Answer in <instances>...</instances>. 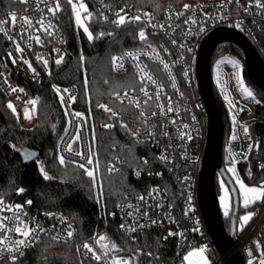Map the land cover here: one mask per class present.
Here are the masks:
<instances>
[{"label": "built area", "instance_id": "1", "mask_svg": "<svg viewBox=\"0 0 264 264\" xmlns=\"http://www.w3.org/2000/svg\"><path fill=\"white\" fill-rule=\"evenodd\" d=\"M60 2L62 8L64 0H60ZM261 2L264 3V0H261ZM52 3L53 0H48V4ZM83 3L86 5L88 12L91 14L93 10H96L98 14L103 12L110 22L117 19L115 13L121 8L125 9L127 16H142V20L139 23L142 25L141 30L145 31L147 36L144 45L129 48L115 54L114 57H123V60L118 61L115 66L112 63L113 69L117 73H124L130 67L135 72L139 82L138 86L128 87L120 91L119 95L122 98V102L118 99L120 103L131 107V109L116 110L112 106L105 104L116 111L118 116L109 119L110 114L105 112L108 118L102 120L100 125L122 122L128 125L130 135L131 132L139 130L140 135L134 138L151 144L156 150V155L161 165L159 168H154L152 164L143 165L142 161L141 164L132 168L133 175L136 178H142L147 174L153 178L163 179L165 174H168V176L170 174L171 177L177 178L181 188V192L170 193L162 181V183H152L144 190H127L114 212L118 220V230L132 239L137 238L144 231L160 230L164 233V237H175L179 242L187 246H203L208 256L209 264H227L226 257L215 246L199 203V180L208 142L209 116L198 86L197 59L203 39L214 29L227 26L243 32L251 40L264 60V10L256 8L254 0H240L239 5L234 0L232 4H226L224 8L216 7L220 0H195L180 5H169L162 13L136 6L125 0H103V4L101 0H83ZM184 4L192 5L195 11H186L183 17L176 19L175 14L179 11H184ZM103 5H110V7L105 8ZM200 5H203V7H199ZM36 7L37 0H29L28 4L13 3V0H0V20L9 21L5 27L14 37V40L10 41L7 36L0 33V73L3 74L0 75V89L6 96L7 104L11 102L16 109L13 113L20 128L31 130L36 127L39 121V96L30 94L31 86L33 84H41L46 78L49 79L55 91L56 89L60 90L56 92L60 100L63 97L62 104L67 114V123L57 141L58 159L60 156H64L65 162L75 160L78 163H83L84 161L80 157H76L66 151V147L70 143L73 144L74 152H87L88 147L92 145L85 115L73 107L74 101L70 99L71 96H76L77 87L74 85H58L50 76V63L56 61L61 55L64 57L69 49V37L58 21L59 13L53 17L48 13L44 3L39 4V8L44 9L43 13L36 11ZM244 7H249V11L245 12L243 10ZM9 11H15L18 18L24 15L31 17L33 21L32 28L28 29L25 26V30L21 31L20 23L22 21L18 22L15 28H12L11 21L7 15ZM81 13H85V16L89 17L83 10ZM125 13L121 14L124 15ZM144 13H150V19L149 17H144ZM188 16H191L197 22L193 24L189 21V23L184 24L183 20ZM41 17H43L44 25L36 23ZM49 22L52 25L48 29L52 33L50 36L46 35L44 30V26L48 25ZM161 24L165 26L164 30L159 27ZM177 24L180 27L172 32L169 25L175 27ZM237 24L240 26H237ZM153 25L156 27H153ZM201 28H203V31H200ZM165 31L171 33V35H165ZM185 33L189 34L185 35ZM36 36H40V43L36 42L34 38ZM172 38L177 41L175 45L171 43ZM17 43L23 49L22 52L16 51L15 45ZM181 44L184 47H180L179 45ZM164 49H167V51H164ZM127 53H132V56L126 55ZM38 55L43 57V59L38 60ZM13 59L16 60L15 64L12 62ZM23 60H27L31 64V68ZM44 60H47V65L44 64ZM120 63H123V68L118 67ZM138 64L141 67L146 66L153 79L163 85V90L158 100L155 98L158 90L157 85L152 84L146 77L142 80L143 74L136 67ZM164 64L169 65L167 70L164 69ZM32 69H35V72ZM169 73L171 74L170 76ZM173 83L176 85L175 88L172 87ZM12 87L23 89V91L13 92L11 91ZM141 87H144L153 98L149 99V97L145 96L140 91ZM65 89L68 91L65 92ZM125 93H127V96H125ZM253 93V98L247 99V103L242 106L238 114L239 120L248 124L250 133L246 155L241 159H245L248 170H251L254 166L258 169L256 183L261 184L264 182V169L260 167V165L264 164V100L260 96L258 88L253 90ZM169 97L172 98L174 111L166 116H161L159 114L160 108L157 105H163L166 110ZM130 98L133 103H129ZM31 101H36V103L32 104L30 103ZM145 101H147V104H145ZM137 102L140 105L139 107L136 106ZM223 102L226 104L224 99ZM175 109L179 111L177 112ZM25 110L30 115V119L26 118ZM141 111L145 112V116L137 119ZM77 112L81 113L82 116L76 117L74 114ZM152 112H156L157 115L153 117L151 115ZM193 116L195 120L192 119ZM173 119L176 120L175 124L171 123ZM145 120H147V123H145ZM161 124L166 125V128H162ZM185 124L188 125V128L183 127ZM78 130L81 140L73 143ZM149 130L155 133L154 138L148 137L147 132ZM164 132H167L168 135L165 136ZM182 132L185 133L183 139L180 136ZM189 134L192 136L191 140L187 139ZM250 145H253L251 151H249ZM161 155L169 157V160H161ZM95 160H98L97 156L94 158V165L89 167L95 166ZM124 162L125 158L123 156L115 155L113 159L107 162L106 167L108 168V166L114 164L121 171ZM137 171L140 172L139 176L136 175ZM157 173L160 175H157ZM100 176L101 168L99 163L97 180L101 179ZM166 181L164 180V182ZM153 190L159 191L157 193ZM149 193H152V195H149ZM139 196H144L145 200L139 201L137 199ZM2 199L6 205L23 206L22 213H26V215H22V219L29 227L39 224L43 229H46V231L38 232V239L29 238L32 242L30 248L20 246L24 255L41 238L53 239L54 236H58L59 238L55 239L56 241L75 243L79 256L87 264H97L98 261L92 259V253H88L83 248L84 243H88L96 255L102 256L103 254L108 264H113V259H123L128 261V264H132L129 255L121 252L119 247L113 249L104 243L98 244L91 240L79 239L77 223L64 211L57 208L40 209L31 199L21 198L18 192ZM179 200H181V205L178 204ZM28 201L32 203L28 204ZM158 203L162 205L159 208L155 207ZM129 204L138 205L140 211L137 212L135 207L129 208ZM253 209L255 215L243 228H239L237 223L235 231V234L236 232L237 234L236 236L234 235L235 243L245 260L247 258H257L264 253V200L259 201ZM145 211L148 212V217L141 216V213ZM14 212V207L11 210L0 211V218L4 216L11 217ZM129 212L132 213L131 216L128 215ZM49 213L52 215H48ZM151 220H157L158 223L151 224ZM137 222L145 224L147 227L143 229L137 228L136 232L127 230L128 226L136 227ZM122 223L126 225L125 229L120 228ZM68 225H71V229H68ZM9 226L11 227L12 225L9 224ZM68 230L73 231L71 238L67 237ZM169 232L177 233V235L169 236ZM180 233L183 235H179ZM7 235L9 240L5 241V243L8 247L14 248L16 240L24 239L23 236L15 232H9ZM0 239H3L2 233H0ZM2 248L3 245H0V249ZM14 254L18 258L24 256L19 255V253ZM5 257L10 260L6 252ZM51 264L69 263L57 261Z\"/></svg>", "mask_w": 264, "mask_h": 264}, {"label": "trees", "instance_id": "2", "mask_svg": "<svg viewBox=\"0 0 264 264\" xmlns=\"http://www.w3.org/2000/svg\"><path fill=\"white\" fill-rule=\"evenodd\" d=\"M125 1L162 13L169 5H180L195 0ZM58 21L69 37V49L61 64L57 65L56 61L50 63V76L58 85L77 87L73 107L84 113L92 144L93 132L95 134L94 149L101 168L103 196L98 202L97 197L101 190L98 186L92 189L90 179L83 174L82 169L77 168L76 164L59 163L57 141L67 123V114L52 83L46 78L41 84L31 86L30 94L39 96V121L31 130L20 128L13 111L7 107L5 94L0 89V198H7L18 192L21 198L31 199L40 209H60L77 223L79 239L93 242L107 240V245L115 244L121 252L129 255L132 264H181L183 257L192 247L179 242L175 237L165 239L164 233L160 230L144 231L137 238L132 239L118 230V220L114 215L118 203L127 190H144L152 183L163 181L170 193L181 192L179 181L170 174L169 176L165 174L163 179L153 178L147 174L142 178H136L132 168L141 164L144 158L154 168L160 167L161 162L157 158L155 148L149 143L136 140L130 135V131L121 127L118 122L112 129L100 125V122L108 117L97 107L98 104H107L116 110L131 109L120 103L116 95L128 87L138 86L139 82L131 67L124 73L115 72L112 59L115 54L126 49L144 45V41L139 39L142 25L139 22H129L117 26L110 21H104L96 10H93L91 18L86 19L85 26L93 34V39L89 40L83 29L77 26L71 6L66 0L62 4ZM101 32L105 35L97 38ZM228 53L237 55L241 59L243 72L248 79L245 53L241 47L231 41H223L216 46L212 54V64ZM248 81L252 84L249 79ZM212 84L223 113L225 157L229 156L226 150L227 130L230 127L228 109L213 79ZM258 89L264 100V91ZM25 149L36 152V156L29 162L25 161ZM115 155L123 156L125 162L121 171L109 173L106 165ZM41 169L44 171L42 172ZM45 173L48 177V174H51L66 183L45 179ZM237 173L251 184L257 181L258 169L254 166L248 170L245 161L238 162ZM219 175V171H216V193ZM20 189L23 191H19ZM258 203L247 208L253 209ZM178 204L181 205V200ZM244 209L245 206H240L237 223ZM232 210L233 207L227 216L222 215L228 231ZM57 261L87 264L79 256L75 243L60 242L46 237L41 238L27 254L18 258L16 264H51ZM0 264H11V261L5 259L0 261ZM97 264H108L103 254Z\"/></svg>", "mask_w": 264, "mask_h": 264}, {"label": "snow or ice", "instance_id": "3", "mask_svg": "<svg viewBox=\"0 0 264 264\" xmlns=\"http://www.w3.org/2000/svg\"><path fill=\"white\" fill-rule=\"evenodd\" d=\"M233 2H234V0H220V3L218 5H216V7L224 8L226 6V4H232ZM13 3L28 4L29 0H13ZM40 3H44L45 4V6L47 7L48 13H50L53 17H55L57 15V13H59L62 10L60 0H53L52 4H48V0H37V7H36L35 10L39 11L41 13H43L44 9L39 8V4ZM66 3L71 6L72 12H73V14L75 16V22H76L77 26H79V27H81L83 29L84 33L87 34L89 40H92L93 39L92 32L89 31L88 27L84 26V24L82 22V19H81V11L82 10L84 12H86L89 17H91V15H92L90 12H88L86 5L83 3V0H66ZM101 3L103 4V0H101ZM235 3L237 5H239L240 4V0H235ZM103 6L105 8H109L110 7V5H103ZM249 6H251V5H249ZM254 6L256 8H258V9L264 10V3H262L261 0H254ZM199 7L202 8L203 5H200ZM183 10L184 11H179V12H177L175 14L176 15V19H179L180 17H183L186 11H189V10L195 11V8L192 5L184 4L183 5ZM243 10L245 12H248L249 11V7H244ZM25 11H27V9H25ZM121 13H125V9L124 8H121L118 12L115 13L117 19L111 21L113 24H115L117 26H121V25H123L125 23H129V22L130 23H136V22H141V20H142V16L141 15L127 16L126 13L124 15H122ZM7 15H8V17H9V19L11 21V27L12 28H15L16 24L18 22H21V21H22V23H20L21 31L25 30V26H27L28 29L32 28V26H33L32 18L27 16V15H24V16H21V17L18 18V16H17L15 11H9ZM99 15L104 21H108V17L106 15H104L103 12H100ZM143 16L144 17H149V19H150L151 14L150 13H144ZM189 21H191V23H193V24H195L197 22L196 20L192 19L191 16H188V17H186L183 20V23L187 24V23H189ZM8 23H9L8 20H0V33H3L5 36H7V38L10 41H13L14 37L9 33L8 29L5 27V25H7ZM36 23L44 25L43 17H41V19L37 20ZM237 26H240V25L237 24ZM51 27H52L51 22H49L48 25L44 26V30H45V34L46 35H49V36L52 35V33L50 31H48V29L51 28ZM153 27H156V26L153 25ZM159 27L161 28V30H164L165 26L163 24H161V25H159ZM179 27H180V25H178V24L175 27H172V25H169V28L172 29V32H174L176 30V28H179ZM200 31H203V28H201ZM187 34H189V33H185V35H187ZM104 35H105V33L101 32V33L98 34L97 38L102 37ZM108 35H111V33H108ZM165 35L170 36L171 33L165 31ZM34 38H35L37 43L41 42L40 36H36ZM139 39L141 41H146L147 40V36H146L145 31L141 30L139 32ZM171 43L175 45L177 43L176 39L172 38L171 39ZM179 46L180 47H184L183 44H181ZM15 47H16V51L17 52H22L23 51V49L21 48V46L18 43L15 45ZM161 47H163V46H161ZM56 51H59V50H56ZM153 51H155V50H153ZM164 51H167V49H164ZM126 55L132 56V53H127ZM133 58H135V57H133ZM37 59L40 60V59H43V57L38 55ZM122 60H123V57H113L112 63L115 66V65H117L118 61H122ZM62 61H63V55H61L56 60V64L59 65V64L62 63ZM12 62L15 64L16 60L13 59ZM23 62L25 64H28L29 68H31V64L27 60H23ZM229 62L232 64L233 67H237L238 66L235 61H229ZM47 63H48L47 60H44V64L47 65ZM163 66H164V69H166V70L169 68L168 64H164ZM118 67L123 68V63H120L118 65ZM136 67L138 68L139 72L143 74L142 75V80L146 77V79L148 81H150L152 84H156L157 85V89L158 90L156 92L155 98L158 100L160 98L161 92L163 90V85L159 84L157 80L153 79L152 75L147 71V67L146 66L141 67L138 64V65H136ZM32 71L35 72V69H32ZM0 75H3V74L0 73ZM170 75L171 74L169 73V76ZM185 75H187V73H185ZM85 83H87V81H85ZM240 84H241V88H242V91L244 92V94L247 97L253 98V93L248 88L243 87V82L242 81H240ZM172 87L173 88L176 87L175 83L172 84ZM11 91H13V92L23 91V89H17L15 87H12ZM56 91L59 92L60 90L56 89ZM64 91L67 92L68 90L65 89ZM140 91H142L145 96L149 97V99L153 98L152 96L149 95L148 91L144 87H141ZM125 96H127V93H125ZM70 99L72 101H75L76 97L75 96H71ZM116 99H119L122 102V98L120 97V95L118 93L116 95ZM225 99H227V96L225 97ZM61 102L63 103V97H61ZM30 103L35 104L36 101H31ZM129 103H133V100L131 98L129 99ZM145 104H147V101H145ZM136 106L137 107L140 106L138 102L136 103ZM157 106L160 108V113L159 114L161 116H166L168 113H172L174 111L173 101H172L171 97H169L168 100H167V108H166V110H165L163 105H157ZM7 107L9 109H11L13 112L16 111V109L14 108V106H13V104L11 102L8 103ZM97 107L100 108V109H103L104 112L109 113L110 114L109 115V119H112V118L118 116V113L116 111H114L112 108H110L109 106H107L105 104H102V103L98 104ZM175 111L178 112L179 110L175 109ZM25 112H26V118L30 119L31 117H30V115L27 114V110H25ZM74 115L76 117L82 116V114L79 113V112L75 113ZM151 115L153 117H155L157 115V113L156 112H152ZM144 116H145V112L141 111L139 113V116L137 117V119H140L141 117H144ZM192 119L195 120V117L193 116ZM233 120L235 121V117H233ZM145 123H147V120H145ZM171 123L175 124L176 120L173 119L171 121ZM115 126L116 125L114 123H105L103 125V127L107 128V129H112ZM120 126L123 127L125 130H129L128 129V125L125 124V123L121 122ZM161 127L162 128H166V125L161 124ZM183 127L184 128H188V125L185 124V125H183ZM245 131L247 132V129H245ZM163 134L165 136L168 135L167 132H164ZM131 135L133 137H138L140 135L139 130L131 132ZM147 135L150 138H154L155 133L153 131L149 130L147 132ZM180 136L183 139L185 137V133H183V132L180 133ZM235 138H236L235 136L232 137V139H235ZM187 139L191 140L192 136L190 134L187 135ZM79 140H81V135H80V132L78 130L77 134H76V136H75V138L73 140V143H75L76 141H79ZM92 140H93V144L88 147L87 152H81V151H75L74 152L73 151V144H71V143L67 145L66 151L69 152V153H72L76 157H80V159L84 161L83 163H78L75 160H70L69 163L76 164L78 169H82L83 170V174L86 175L90 179L92 189H95L98 186V183H99L98 180H97V173L99 171V161L95 160V166L94 167H89V166L94 165V158L97 156V153H96V151L94 149V144H95V134H94V132H93ZM139 142H142V141H139ZM252 147H253V145L249 146V151L252 150ZM245 158H247V156H245ZM160 159L163 160V161H168L169 157L161 155ZM59 163L61 165L65 164V157L64 156H60L59 157ZM148 164H149V161L147 159L143 160V165L146 166ZM260 167L262 169H264V164L260 165ZM41 171L43 172L44 170L41 169ZM107 171L109 173H118L119 169L116 168V166L114 164H112V165L108 166ZM229 171H234V169L230 168ZM136 175L139 176L140 172L137 171ZM157 175H160V174L157 173ZM249 175H251V174L249 173ZM45 179H50V177H48L46 173H45ZM237 179H238V182L240 183V187H241L242 193L244 195V206H245V208H247L250 204H253V203H255L258 200H264V182H262L259 186L247 187L243 182L239 181V178H237ZM100 187H101V191H100V193L98 194V197H97L98 202H99V198L103 196L102 185H100ZM19 191L22 192L23 189H20ZM153 191L158 193L159 190H153ZM249 194H252V198L249 197ZM149 195H152V193H149ZM137 199L139 201H144L145 197L144 196H139V197H137ZM221 199L223 200L224 198L222 197ZM27 203L31 204L32 202L28 201ZM161 206L162 205H160L159 203L155 205V207H157V208H159ZM12 207L15 208V212H14L13 216H11V217L4 216V217L0 218V233L3 234V239H0V245H3V248L0 249V261H4L6 259V257H5V252H6V253H8V258L10 259L11 264H16V262L18 260V256L16 254H14V253H19V255H24V252L21 250L20 246H23L25 248H30L32 246V242H31V240L29 238L38 239V232L46 231V229H43L39 224H36L34 227H29V225L22 219V215H26V213H22L23 206L22 205H14V206L6 205L4 200L2 198H0V211L11 210ZM128 207L129 208L135 207V210L137 212L140 211L138 205L137 206H133V205L129 204ZM48 215H52V214L49 213ZM128 215L131 216L132 213L129 212ZM225 215L226 216L228 215L227 208L225 210ZM254 215H255L254 212H249V213L241 216L239 218L242 221L241 228H243V226L245 224H247L248 221L251 220ZM141 216L142 217H148V212L145 211V212L141 213ZM150 222H151V224H157L158 223L157 220H151ZM9 224H11L12 226L10 227ZM145 227H147V225L139 224L137 222L136 227L128 226L127 230L131 231V232H136L137 228L143 229ZM120 228L121 229H125L126 225L122 223L120 225ZM68 229H71V225H68ZM9 232H15L16 234L24 237V239H19V240H16L14 242V244H15L14 248L13 247H8V245L5 243V241L9 240V237L7 235V233H9ZM168 235L169 236H173V235H177V233L169 232ZM179 235H183V234L180 233ZM72 236H73V231L72 230H68L67 231V237L71 238ZM58 238H59L58 236H54L53 237L54 240L58 239ZM101 239H105V237H101ZM165 239H167V237H165ZM111 247L113 249H115L117 246L115 244H112ZM83 248L86 249L88 253H92V257H91L92 259H94L96 261H99L101 259V256L96 255L95 251L93 250V248L88 243H84L83 244ZM204 252H205V248L201 247V248H199L196 251L189 252L187 255H185L183 257V259L185 261H189L191 257H193L195 255H200L202 264H209V261L207 260V258H205L203 256ZM149 255H151V253H149ZM262 257H264V253H262ZM113 264H128V261L123 260V259H121V260L113 259ZM249 264H252L251 260L249 261ZM259 264H264V258L260 259Z\"/></svg>", "mask_w": 264, "mask_h": 264}, {"label": "water", "instance_id": "4", "mask_svg": "<svg viewBox=\"0 0 264 264\" xmlns=\"http://www.w3.org/2000/svg\"><path fill=\"white\" fill-rule=\"evenodd\" d=\"M223 41H231L244 51L245 69L252 83V90L260 88L264 91V60L251 40L241 31L222 26L211 31L202 41L197 59V78L200 93L203 97L208 116V142L205 149L199 180V203L207 227L212 235L218 251L227 259V264H247L243 254L235 243L237 216L241 201L238 187L226 170L225 164H230L232 158L223 153L224 122L223 113L217 102L212 84V54L216 46ZM25 151V161L29 162L36 156L32 150ZM238 161H245L240 159ZM219 171L228 183L232 194V217L229 231L226 229L221 208L218 202L215 184V174ZM50 180L66 183L48 174Z\"/></svg>", "mask_w": 264, "mask_h": 264}, {"label": "rangeland", "instance_id": "5", "mask_svg": "<svg viewBox=\"0 0 264 264\" xmlns=\"http://www.w3.org/2000/svg\"><path fill=\"white\" fill-rule=\"evenodd\" d=\"M90 18L91 17L85 16V13H81V19H82L84 26H86V19L89 20ZM229 61H235L238 66L233 67ZM212 79H213V82L216 84L219 95L225 100L226 105H227L230 127H228V130H227L228 140L226 143V150H227V154H229V156L232 158V162L230 164H227V168L234 169V171H230V174L233 177L234 182L236 183L238 187L241 206H244V195L242 193L240 183L238 182L237 178H239V181L243 182L247 187H254V186L260 185L258 183L251 184L245 181L242 177L239 176V173H237L238 162H239L238 160L241 159L244 155H246L247 146L250 140L249 126L246 122L240 121L239 116H238V114L241 111L242 106L246 104L247 99L250 98V97H247L242 91L240 81L243 82V87L248 88L253 93V90L251 89V86H250L252 84L249 83L245 73L243 72V65H242L241 59L237 55L229 54V53L219 57L213 62ZM226 96H227V99H225ZM233 117H235V121L233 120ZM245 129H247V132L245 131ZM233 136H235L236 138L232 139ZM100 178L101 179L98 180L99 190H101L100 185H102L101 184L102 176H100ZM217 197H218V202L221 208L222 215L226 216L225 215L226 208L229 214L233 207L232 194H231L228 183L225 181V179L221 175L218 176ZM222 197L224 198L223 200L221 199ZM249 197L252 198V194H249ZM259 201L261 200H258L255 203ZM253 204H250V205H253ZM249 212H254V209L245 208L240 213V217ZM241 224H242V221L239 219L238 221L239 228H241ZM106 241L107 240L105 241L96 240V242L94 243L107 244ZM201 247L203 246L201 245L194 246L191 249H189L185 255H187L189 252L196 251ZM203 256L207 258L208 260V256L206 252L203 253ZM261 258H264V257H262L261 255L257 258H247L246 262L247 264H249V261L251 260L252 264H259V261ZM181 264H202V261H201L200 255H195L191 257L189 261L183 260Z\"/></svg>", "mask_w": 264, "mask_h": 264}, {"label": "flooded vegetation", "instance_id": "6", "mask_svg": "<svg viewBox=\"0 0 264 264\" xmlns=\"http://www.w3.org/2000/svg\"><path fill=\"white\" fill-rule=\"evenodd\" d=\"M251 87L253 88V86L251 85ZM225 167H226V170L228 171V173H229V175L231 176V174H230V171H229V169L227 168V164H225ZM220 173V172H219ZM221 175V174H220ZM232 177V176H231ZM232 179H233V177H232ZM233 181H234V179H233ZM235 183V182H234ZM236 184V183H235ZM237 186V185H236ZM229 229H230V226H229Z\"/></svg>", "mask_w": 264, "mask_h": 264}]
</instances>
